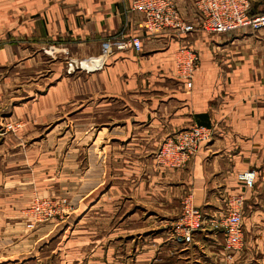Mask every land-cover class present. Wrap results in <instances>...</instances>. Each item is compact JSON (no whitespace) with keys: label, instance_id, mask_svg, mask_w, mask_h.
<instances>
[{"label":"crops","instance_id":"1","mask_svg":"<svg viewBox=\"0 0 264 264\" xmlns=\"http://www.w3.org/2000/svg\"><path fill=\"white\" fill-rule=\"evenodd\" d=\"M134 1L0 0V113L28 124L0 144V189L4 179L10 195L68 201L47 221L0 218V264H264V30L229 35L227 58V36L149 35ZM175 1L198 22L195 0ZM116 35L139 38L141 51L68 74L70 60L98 57ZM183 47L200 55L192 89L176 72ZM196 125L211 141L185 167L159 164L163 143ZM248 170L250 190L238 180ZM238 195L244 248L232 261L221 231L176 242L188 196L222 219Z\"/></svg>","mask_w":264,"mask_h":264},{"label":"built area","instance_id":"2","mask_svg":"<svg viewBox=\"0 0 264 264\" xmlns=\"http://www.w3.org/2000/svg\"><path fill=\"white\" fill-rule=\"evenodd\" d=\"M199 15L198 22L190 24L182 17L175 0H135L131 10L144 17L145 29L149 35L172 33L176 36L203 33L211 36H229L239 31L258 33L264 30V13L252 15L251 0H195ZM134 49L140 52L141 41L136 37L116 35L107 38L101 45L98 57L86 59L81 63L72 61L70 66L88 72L101 70L108 59L118 52ZM200 55L193 49L183 47L176 54V72L188 89H192L194 74L200 67ZM7 129H16L7 125ZM210 128L196 125L183 130L173 138L166 140L157 154L158 163L173 169L185 167L198 153L202 144L211 141ZM238 180L248 190L253 189L257 173L248 170L238 175ZM243 195L230 197L227 201V215L222 219L207 218L196 209L188 196L182 206L179 219L173 227V235L178 244L191 245L197 233L205 230L221 231L224 235L226 259L244 248ZM65 200L37 198L30 209L32 215L40 221L54 219L64 211L61 208Z\"/></svg>","mask_w":264,"mask_h":264},{"label":"rangeland","instance_id":"3","mask_svg":"<svg viewBox=\"0 0 264 264\" xmlns=\"http://www.w3.org/2000/svg\"><path fill=\"white\" fill-rule=\"evenodd\" d=\"M246 37H237L236 39H241L242 41H249L245 38L255 36V35H245ZM224 37V36H223ZM226 37V36H225ZM224 37V38H225ZM258 38L263 39L264 37H261L258 35ZM236 41V40H235ZM225 43V49L226 51L224 52V55L227 58H231L233 55V42L234 40L231 39V37L227 36V39L223 41ZM237 45V44H236ZM90 59V58H88ZM86 59L82 60H70L67 65V72L68 74H75L78 71H83L81 69L75 68L76 66L72 64V61H75L76 63H81ZM88 72V71H87ZM11 117L5 116L0 113V144L5 141L8 137L12 138H17L19 135H21L25 129L27 128L28 124L26 121L21 120V119H10ZM14 125L16 129H7V125ZM8 173V172H7ZM1 176L3 177L2 173ZM4 178V177H3ZM1 189H0V218L8 217V216H16L22 217L23 219L26 220H37L31 213L30 209L32 207V203L37 199V198H46L45 194H38L37 192H32V193H17L10 195V193H7L6 190L3 187V180ZM37 193V194H36ZM49 199H52L49 197ZM53 200H65L66 204L62 205L61 208L64 209L63 212L57 215V217H60L64 215L67 212V206H68V201L66 199H53ZM16 206V210L14 209ZM23 207L25 209H23ZM56 218V217H55ZM40 221V220H37Z\"/></svg>","mask_w":264,"mask_h":264},{"label":"trees","instance_id":"4","mask_svg":"<svg viewBox=\"0 0 264 264\" xmlns=\"http://www.w3.org/2000/svg\"><path fill=\"white\" fill-rule=\"evenodd\" d=\"M264 13V2L253 4L252 15Z\"/></svg>","mask_w":264,"mask_h":264}]
</instances>
